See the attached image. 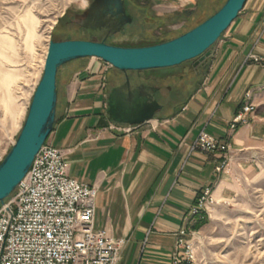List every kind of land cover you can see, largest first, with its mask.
<instances>
[{
  "label": "crops",
  "instance_id": "0c3cea01",
  "mask_svg": "<svg viewBox=\"0 0 264 264\" xmlns=\"http://www.w3.org/2000/svg\"><path fill=\"white\" fill-rule=\"evenodd\" d=\"M146 1L167 17L194 16L215 2ZM250 55L264 56V0H247L192 72L140 73L139 83L163 94L153 117L137 125L115 123L108 114L110 97L120 105L126 94L109 93L123 86L125 73L94 64L70 73L46 143L62 151L70 178L97 189L95 227L125 241L116 264H170L176 234L198 196L210 188L217 202L232 200L261 171L264 70ZM247 93L255 109L232 131ZM202 131L230 146L227 172L216 171L218 154L191 149Z\"/></svg>",
  "mask_w": 264,
  "mask_h": 264
},
{
  "label": "rangeland",
  "instance_id": "374dc122",
  "mask_svg": "<svg viewBox=\"0 0 264 264\" xmlns=\"http://www.w3.org/2000/svg\"><path fill=\"white\" fill-rule=\"evenodd\" d=\"M90 1L0 0V161L24 123L43 72L49 41L86 40L87 34L76 22L84 16ZM225 1L215 0L194 16L167 17L169 12L159 16L149 1L128 0L134 22L109 43L136 47L171 40L202 23ZM195 61L141 74L159 78L180 75L192 72ZM89 64L110 67L95 58L62 66L57 76L58 105L70 73ZM201 222L204 224L195 230L198 232L196 264H264V163L241 194L215 203Z\"/></svg>",
  "mask_w": 264,
  "mask_h": 264
},
{
  "label": "built area",
  "instance_id": "2783aa9c",
  "mask_svg": "<svg viewBox=\"0 0 264 264\" xmlns=\"http://www.w3.org/2000/svg\"><path fill=\"white\" fill-rule=\"evenodd\" d=\"M249 59L264 70V56ZM246 99L231 121L232 131L245 124L255 109L250 93ZM191 149L218 154L221 162L216 171L229 170L227 143L202 131ZM96 196L95 187L68 176L62 151L45 143L24 180L1 205L0 264H116L125 241L95 227ZM215 203L210 188L198 196L176 234L170 264H196L198 232L191 227L204 220Z\"/></svg>",
  "mask_w": 264,
  "mask_h": 264
},
{
  "label": "water",
  "instance_id": "95a60500",
  "mask_svg": "<svg viewBox=\"0 0 264 264\" xmlns=\"http://www.w3.org/2000/svg\"><path fill=\"white\" fill-rule=\"evenodd\" d=\"M247 0H226L220 9L202 23L171 40L148 45L125 47L108 44L106 38L123 32L132 23L125 0H93L88 18L81 23L88 32H99L98 40H65L48 43L41 78L34 90L21 130L10 150L0 161V205L14 193L45 144L57 120L58 81L60 68L72 61L95 58L122 73H130L136 80L141 72L172 68L195 61L204 62L210 49L229 29L243 10ZM119 105L112 95L109 117L115 123L141 124L154 115L157 89L135 81ZM124 86L113 93H124ZM125 97V98H124ZM129 101L125 105L126 101ZM128 103V102H127ZM131 105V106H130Z\"/></svg>",
  "mask_w": 264,
  "mask_h": 264
},
{
  "label": "flooded vegetation",
  "instance_id": "af4514ba",
  "mask_svg": "<svg viewBox=\"0 0 264 264\" xmlns=\"http://www.w3.org/2000/svg\"><path fill=\"white\" fill-rule=\"evenodd\" d=\"M92 1H93V0H91V1L89 2V4H90ZM89 4H88V6H87L86 13L84 14L83 17L80 18V20H78V21L76 22V24L80 27L81 30H83V31L87 34V39H86V40H89V39H92V40H98V39L103 38V37H101V35H100L99 32H96V31H90V32H88V30H87L86 28H84V27L81 26V23H82L83 21H85V20L88 18V15H89V10H88V8H89ZM125 4H126V8H127V11H128V13H129V15L132 17V23H131V24H127V25H125L123 32L125 31V29H126L128 26L132 25L133 22H134V16L132 15V13H131V11H130V5H129L128 0H125ZM123 32H122V33H123ZM120 34H121V33H120ZM117 35H119V34H116V35H114V36H117ZM114 36H111V37H109V38H106V42H107L108 44H110V43H109V40L112 39ZM125 74H126V76H125V78H124V81H123L122 85L124 86V87H123V89H124V93H127V92H128V86H127V84H126L127 81L131 82V84H130L131 88H132V89H135L136 87H138V86L136 85V83H135V81H138V78L135 76V78H136V80H135V79L133 78L134 76H132L130 73H125ZM139 75H140V74H139ZM156 89H157V91H156V93H155V101H156V107L159 108L160 105H161V103H160V97H161V95H162L163 93H160L161 90H162V88L157 87ZM113 92H114V91H113V88H111V90H110L109 93H113ZM125 101H126V100H125ZM127 102H128V103H127ZM127 104H128V106H129V101H126L125 105H127ZM130 106H131V105H130Z\"/></svg>",
  "mask_w": 264,
  "mask_h": 264
},
{
  "label": "trees",
  "instance_id": "16d2710c",
  "mask_svg": "<svg viewBox=\"0 0 264 264\" xmlns=\"http://www.w3.org/2000/svg\"><path fill=\"white\" fill-rule=\"evenodd\" d=\"M153 44H158V42H155V43H153ZM153 44H151V45H153ZM58 94H59V91H58ZM47 139H48V138H47ZM46 141H47V140H46ZM45 143H46V142H45ZM199 222H200V221H198L197 224H198ZM203 224H204V223L201 222V224L199 223V225L193 226V229H194V230H197V229H199Z\"/></svg>",
  "mask_w": 264,
  "mask_h": 264
},
{
  "label": "bare ground",
  "instance_id": "6f19581e",
  "mask_svg": "<svg viewBox=\"0 0 264 264\" xmlns=\"http://www.w3.org/2000/svg\"><path fill=\"white\" fill-rule=\"evenodd\" d=\"M46 57V56H45ZM45 63V62H44ZM44 67V66H43Z\"/></svg>",
  "mask_w": 264,
  "mask_h": 264
}]
</instances>
